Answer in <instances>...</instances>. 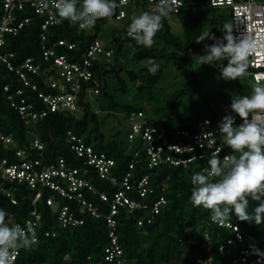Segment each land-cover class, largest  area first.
Returning <instances> with one entry per match:
<instances>
[{
  "label": "trees",
  "instance_id": "obj_1",
  "mask_svg": "<svg viewBox=\"0 0 264 264\" xmlns=\"http://www.w3.org/2000/svg\"><path fill=\"white\" fill-rule=\"evenodd\" d=\"M183 1L184 5L181 9L169 13L177 15L183 28V39L172 33L168 17H165L161 21V28L154 36V44L150 48L136 45L125 34L131 17L136 15L133 14L135 7L141 5V11L149 10L145 0H131L128 5H125L129 6L128 10L124 8V5H119L111 17L97 20L92 27L93 31L79 29L75 24H70L66 20L49 27L47 45L60 39L74 43L71 49L59 45L55 51L58 54H65L71 62H80L88 46L98 38L102 23L109 18L113 19L122 9L128 13L126 19L120 20L125 21L121 31L110 34L109 45L114 48L110 62H105L102 57L92 61L90 66L92 81L82 84L78 110L51 112L34 124H24L18 111L12 106L11 100L7 99L4 86L9 85L8 93L13 94L15 99L24 97L27 102L33 103L37 110L46 108L38 93L48 92L51 89L44 82L45 77L41 72L38 75L30 73L32 82L38 86L36 90H33L30 86H25L15 72L8 70L4 65L0 66V130L5 134H11L18 146L23 148H29L30 142L37 137L43 144V148L29 149L30 158L39 159L44 164L54 163L59 158H64L68 166L78 167L79 175L88 179L99 192H106L110 195L116 187L101 179L96 169L86 164L84 159L74 152L73 143L68 134V131H71L81 136L84 142L94 148L95 152H104L108 157L113 158L115 164L112 172L118 178H121L128 170L131 162L138 160L131 171V182L136 184L143 175L149 176L155 192L148 195L147 200H155L156 195L160 194V184L167 185L163 193L166 197V204L155 215L152 222L148 223L145 219L143 225H138V220L144 219L143 216L147 213L143 210L129 212L122 207L116 215L118 220L116 231L125 264H195L198 257L208 258L210 256L209 264H234L232 260L240 248H253L264 257V221L257 225L254 222L239 221L233 215L231 220L237 221V231L244 237V241L236 245L228 244V240L235 237V231L211 222L210 210L194 207L190 203L191 174L208 166L207 157L196 160L185 167L160 164L149 168L144 148L133 151L129 149L128 131L124 132L119 125L117 127L112 125L108 132L105 130V122L111 116L117 120L122 116L127 121V116L134 112L141 113L142 120L148 123L169 129L193 131L200 119L204 117L217 119L224 108H229L230 104H226L222 109L208 107L206 109L210 115L187 117L185 123L178 126L179 128L171 126L172 120L170 119H166L164 125L158 124L154 118L161 112L159 109L151 111V116H155L151 120L147 118L151 116H145L144 109L150 102V98L143 100V88L160 78L163 71V59H172L176 64L191 61V50L203 48L206 44L205 41L197 43L194 40L199 33L206 31L204 18L198 12L204 0ZM210 6L220 7L211 4ZM24 16H30V22L24 25L16 35L11 33L5 35L3 50L13 53L14 64L32 57L36 63L42 65L41 69H43L52 64V60H44L42 56L40 43L42 18L28 7L25 11L19 12V18ZM211 43L213 41L209 40L208 44ZM149 58L159 64L155 75L147 71L146 63ZM53 70L57 72L56 68ZM249 71L248 65L247 74ZM248 76L250 77L249 74ZM95 82L98 84L99 92L86 97V85ZM244 88H247L246 83H244ZM17 89H22L21 95L16 94ZM92 96L98 104L97 107H94L90 100ZM202 102L200 101L199 104ZM239 122L240 119L236 123ZM128 127H130L129 124ZM121 135H124V139ZM1 143L0 140V156H7L9 160H14V150L4 148ZM140 146L142 147L141 144ZM134 152L138 154L135 156ZM4 185L11 188L12 195L18 201L17 204H12L8 196H0V208L8 213L5 218L6 222L19 223L23 226L26 219L30 217L33 209L31 202L37 189L31 188L27 182L5 180ZM81 191L87 201L94 204L101 216H94L77 199L61 197L53 190H43L42 197L36 203L42 216L40 228L36 232L37 243L28 250H18L14 264H108L104 259L105 248L110 243L105 215L109 212L110 206L100 199L98 193L87 189ZM50 194L56 197L57 204L54 207L45 204ZM130 195L138 198L134 190H131ZM256 203L258 202L250 201V206H255ZM62 204L68 205L71 214L83 220L82 224L61 226L59 214ZM184 234L185 239L191 238L192 242H179V237ZM221 246L222 250H220Z\"/></svg>",
  "mask_w": 264,
  "mask_h": 264
},
{
  "label": "built area",
  "instance_id": "obj_2",
  "mask_svg": "<svg viewBox=\"0 0 264 264\" xmlns=\"http://www.w3.org/2000/svg\"><path fill=\"white\" fill-rule=\"evenodd\" d=\"M145 1L150 5H155V0ZM130 2L131 0H125L123 5H128ZM210 4L231 8L230 16L232 17L235 35L245 31L253 35L264 33V0H210ZM183 5V0H169L171 9L169 13L177 12ZM27 7L31 8L37 16L42 18L40 24L42 56L44 60H52V64L43 69H41L42 65L36 63L32 57L14 64L12 61L13 53L3 50L5 35L7 33L16 35L24 25L30 22V16L19 18V12L25 11ZM127 16V11L122 9L113 19L122 20L126 19ZM63 21L57 17L53 7L43 8L42 0H0V66L4 65L8 70L15 72L23 84L30 86L33 90H36L38 86L35 82H32L30 73L38 75L41 72L45 77L44 82L51 89L48 92L40 91L38 93L46 108L37 110L34 104L27 102L24 97H20L18 100L15 99L13 94L8 93L9 85L4 86L3 89L7 99L11 100L12 106L18 111L17 113H19L24 124H34L51 112L78 110L80 108L78 101L82 84L90 82L93 76L90 70L92 61L102 57L105 62H110L114 54V48L110 45H104L98 38L88 46L80 62H71L65 54H58L55 51L57 46L63 45L71 49L75 45L64 39L47 45L49 27L58 23L61 24ZM125 34L129 37L127 30ZM248 65L250 67L248 74L252 77L253 84L264 85V52H257L251 55ZM53 68H56L57 72H54ZM98 92L99 88L96 82L94 84L90 83V85L88 84L85 87L86 97ZM16 94L21 95L22 89H17ZM225 115H233L236 122L240 119L231 112L230 108H224L220 116L223 117ZM141 117V113L136 114L134 112L127 116V122L130 126L127 141L132 143L139 139L144 144L146 163L149 168H154L160 164L185 167L196 160L206 158L217 148H220L219 156L221 158L230 153L227 147L222 145L217 127L221 118L204 117L198 121L196 129L191 131L161 127L148 123L142 120ZM68 134L73 143L72 149L74 152L83 158L86 164L93 166L101 179L116 187L110 195L106 192H99L88 179L79 175L78 167L68 166L64 158H59L58 161L49 164H44L39 159L30 158L29 149L43 148V144L37 137L30 142L29 148H23L18 146L11 134H5L0 130L1 144L6 149L14 150V160H9L7 156H0V196H8L12 204L18 203L17 199L12 195L11 188L4 185L5 180L19 183L27 182L31 188L37 189L31 202L33 209L30 212V217L25 221L33 226L36 234L40 228L42 218L36 203L42 197L43 190H53L61 197L77 199L96 217L101 216V213L98 212L94 204L87 201L81 190L87 189L93 193H98L100 199L107 202L110 206L109 212L105 215L110 243L105 248L104 259L108 264H125V260L122 258L123 250L119 244L116 231L118 225L116 215L122 207L129 212L143 210L147 213L143 216L144 219L138 220V225H143L145 219L148 223L152 222L155 215L166 204V197L163 193L166 191L167 185L160 184V194L156 195L155 200H147L148 195H152L155 192L149 176L143 175L136 184L131 182V171L135 168L138 160L131 162L128 170L125 171L121 178H118L112 172L115 164L113 158L108 157L104 152H95L94 148L84 142L81 136H77L71 131H68ZM212 140H215V143H212ZM137 154L138 152H134L135 156ZM213 179L215 180V177ZM131 190L137 193L138 198L131 197ZM45 204L54 207L57 204L55 195H48ZM59 221L61 226L79 225L83 222L82 219L76 218L71 214L66 204L60 206ZM210 221L213 222L211 219ZM217 224L235 231V237L230 238L228 244L236 245V243L244 241V237L237 231V221L231 220V222ZM185 237V234L180 236L179 242H192L191 238L185 239ZM222 249L223 247L221 246L220 250ZM208 250H210V246H208ZM209 261H211V256L208 258L198 257L195 264H209ZM232 261L234 264H264V257L253 248H240Z\"/></svg>",
  "mask_w": 264,
  "mask_h": 264
},
{
  "label": "clouds",
  "instance_id": "obj_3",
  "mask_svg": "<svg viewBox=\"0 0 264 264\" xmlns=\"http://www.w3.org/2000/svg\"><path fill=\"white\" fill-rule=\"evenodd\" d=\"M124 3L125 0H42V7L51 6L59 19L86 29L100 18L111 17ZM170 10L169 0H155L153 8L131 17L127 35L136 45L150 48L162 19ZM233 29L234 25L226 22L220 37L204 31L194 39L197 43L213 41L204 44L202 55L194 57L199 66H215L217 62L226 61L219 67V77L224 80L243 76L249 57L264 52V33L253 35L245 31L235 35ZM146 68L155 75L159 64L149 58ZM229 108L240 122L237 124L233 115H225L217 127L222 145L231 151L221 158L220 148H217L207 156L208 166L191 174L189 200L194 207L210 210L213 222H231L234 215L239 221L259 225L264 221V85L254 84L249 94L233 96ZM250 201L258 203L250 206ZM7 216L0 208V264H14L18 250H28L37 243L30 223L25 222L23 227L19 223H8Z\"/></svg>",
  "mask_w": 264,
  "mask_h": 264
},
{
  "label": "rangeland",
  "instance_id": "obj_4",
  "mask_svg": "<svg viewBox=\"0 0 264 264\" xmlns=\"http://www.w3.org/2000/svg\"><path fill=\"white\" fill-rule=\"evenodd\" d=\"M124 8L128 10L129 6ZM141 8V5L135 7L133 14L139 13ZM151 8L153 6L148 4V9ZM198 12L204 18L205 30L218 37L222 35L221 29L224 23H232L231 16H229L231 15V8L228 6L212 7L209 0H204L203 4L199 6ZM167 17L172 33L183 39V28L177 15L168 14ZM124 22L111 18L107 19L98 31V39L104 45H109L110 34L120 32ZM92 27L87 28V30L93 31ZM205 43L208 44L209 40H206ZM190 53L192 60L185 63L176 64L172 59H163V71L160 78L155 83L147 84L143 88V100H147V97L150 98V102L146 104L147 107L144 109L145 116H151L153 109L161 110V114H156V117L154 115L147 117L148 119L151 120L155 117L154 119L158 124L162 125L165 124L166 119H170L172 120L171 126L179 128L178 126L183 125L187 117L210 115L206 108L222 109L226 104L231 103L233 96L250 93L251 86L254 84L251 77L248 76L247 70L243 76L236 80H224L219 77V67L226 61L217 62L215 66L209 64L199 66L194 56L202 55L203 48H194ZM244 83L247 84V88H244ZM90 100L93 106L97 107L98 104H96L94 96ZM200 101L203 102L199 104ZM178 114L180 115L178 116ZM220 115L217 119L222 118ZM112 125H116V127L119 125L124 132L129 129L127 121L122 116L119 120L113 116L107 119L105 130L108 132ZM121 136L124 139V135ZM128 146L131 151L144 148V144L139 139L128 143Z\"/></svg>",
  "mask_w": 264,
  "mask_h": 264
}]
</instances>
